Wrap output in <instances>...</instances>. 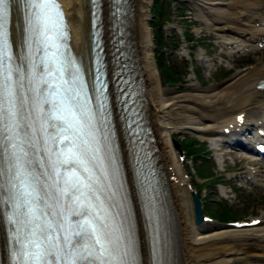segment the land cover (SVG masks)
I'll return each mask as SVG.
<instances>
[{
    "label": "bare ground",
    "instance_id": "bare-ground-1",
    "mask_svg": "<svg viewBox=\"0 0 264 264\" xmlns=\"http://www.w3.org/2000/svg\"><path fill=\"white\" fill-rule=\"evenodd\" d=\"M66 11L71 29V42L75 54L85 62L90 59V3L89 0H60ZM197 7L206 26L218 33L231 34L226 46L238 42L237 37L245 34H264V13L260 12L264 0H197ZM153 0H130L126 15L129 32L128 45L131 63L140 77L141 95L147 110V117L154 137V146L163 165L166 176V198L171 219L174 223V247L176 258L171 255V247L165 246L163 259L167 264H264V222L253 227L233 229L226 226L204 223L196 224L192 203L188 196L177 152L171 142L173 131L190 130L200 137L216 134L218 129L232 123L240 112H246V123L242 130L251 128L264 115V90L256 84L264 77V60L252 66L236 70L228 79L210 85L200 91L194 87L193 93L181 92L166 97L153 55V40L149 16ZM102 23L105 47L110 51L112 38L110 15L111 0H101ZM257 23L259 24L257 26ZM20 11L15 1L12 9L11 32L13 42L21 46ZM16 29L18 33L16 34ZM223 40H227L222 38ZM244 39V38H243ZM223 44V41H221ZM236 44L227 53L239 50ZM222 55L223 52H220ZM207 67L214 65L209 61ZM183 118V121H175ZM169 176L171 180L169 179ZM255 185H264V178L256 179ZM262 187V186H261ZM264 189V186L262 188ZM130 195H137L133 187ZM225 192L224 190H222ZM137 199V197H136ZM136 199L133 201L139 203ZM138 212L139 239L143 264H149V235L142 229L143 220ZM259 217H264V214ZM6 243L1 223L0 208V264H6Z\"/></svg>",
    "mask_w": 264,
    "mask_h": 264
},
{
    "label": "rangeland",
    "instance_id": "rangeland-1",
    "mask_svg": "<svg viewBox=\"0 0 264 264\" xmlns=\"http://www.w3.org/2000/svg\"><path fill=\"white\" fill-rule=\"evenodd\" d=\"M196 2L197 0H162L161 9L154 11L153 5L156 0H153L152 7H150V30L155 29L152 38L153 55L162 86L167 91L166 97L181 92H195L193 91L194 85L199 86V89H206L210 85L219 84L239 66L244 67L259 60L251 56L230 70L219 67L208 69L206 60L213 62L216 49L207 38V27L195 21L200 19ZM152 14L156 15V19L152 18ZM262 56L264 60V53ZM166 68L171 70H167L170 73L164 74ZM177 77L180 82L170 80ZM183 120V118H175L177 122ZM196 135L190 130L180 131L177 135L173 134L185 150L188 151L185 142H191L196 146V152L188 153L193 155V159L197 158L198 166L187 160V171L191 174V181L199 190V194L202 197L203 192L206 194L203 197V211L218 217V211L224 206L235 217L234 219H243L249 215L261 216L264 213V189L255 188L251 191L238 189L235 194L228 192L226 198L222 197L215 182L227 179V172L221 170V165H216L212 159H209V149L204 144H200ZM175 149L178 152L177 148ZM226 164L232 167V161H227ZM199 165L206 169L199 171L197 168L200 167ZM225 188L229 190L227 186Z\"/></svg>",
    "mask_w": 264,
    "mask_h": 264
},
{
    "label": "snow or ice",
    "instance_id": "snow-or-ice-1",
    "mask_svg": "<svg viewBox=\"0 0 264 264\" xmlns=\"http://www.w3.org/2000/svg\"><path fill=\"white\" fill-rule=\"evenodd\" d=\"M9 0H0V65H3L4 58L6 55V49L8 46V39H7V4ZM32 2V0H30ZM33 6L37 9H39V12L33 13L34 19H30L28 21V30L29 32H33L36 30L37 25H39L42 21H44L47 17L46 10L50 7H56L55 5H50L47 0H40L39 3H34ZM8 79H11V74L9 73ZM9 97L12 96L11 91L8 93ZM12 115V113H10ZM73 120L75 121V124H69L67 128L63 129L64 132H67L73 128H79L83 129L85 124L87 123V126L90 128V119L86 116L80 114L78 110H74L72 112ZM58 119H64L62 116L57 117ZM89 135H92L89 133ZM94 138V137H93ZM64 140H69L70 137L67 135L63 136ZM83 144V150L79 152H72L71 149L69 150L70 155H68L69 159L75 160L78 163L81 164L83 167V171L85 173H88L90 170L86 166L90 161L88 160L87 156L88 153L91 151H98V149H92L89 147L90 141L85 139L82 142ZM65 155V154H61ZM79 183H82L85 188L88 189L90 193H94L96 190V184L99 183L98 177H93L89 175L87 177L88 182L84 183L83 181H79V178H76ZM69 181H65L67 184ZM62 192H65L66 189H61ZM98 199V197H97ZM76 201H79V197L76 198ZM108 217L101 216L100 212H97L95 214V219L93 221L85 220L84 224L87 226V231L93 236L94 238V246L99 247L100 255L104 256L107 254L109 257H113V259H116L113 256L114 248H117L123 237L118 236L115 239L112 237V233L105 232L104 229L108 227L107 223H104ZM96 220H99L100 223L96 224ZM83 232L74 233V236L81 237ZM55 239V237H53ZM67 240V238H65ZM79 240L76 241L77 244H79ZM83 251L87 253V256H84L83 253L78 254L73 257V264H79V261L81 259L87 260L92 256V253L88 250L87 245H82ZM29 255L36 256L37 259H41L44 256V253H29ZM51 255V254H50ZM130 255V250L125 245V250L123 252V255L119 257L118 264H127V261L124 259V257H127ZM53 264H55V259H53ZM111 264V261L109 262Z\"/></svg>",
    "mask_w": 264,
    "mask_h": 264
},
{
    "label": "water",
    "instance_id": "water-1",
    "mask_svg": "<svg viewBox=\"0 0 264 264\" xmlns=\"http://www.w3.org/2000/svg\"><path fill=\"white\" fill-rule=\"evenodd\" d=\"M195 209H196V220H197V222H199L200 209H199V204L197 202L195 203Z\"/></svg>",
    "mask_w": 264,
    "mask_h": 264
},
{
    "label": "trees",
    "instance_id": "trees-1",
    "mask_svg": "<svg viewBox=\"0 0 264 264\" xmlns=\"http://www.w3.org/2000/svg\"><path fill=\"white\" fill-rule=\"evenodd\" d=\"M225 215V216H224ZM223 217H226V212L223 213Z\"/></svg>",
    "mask_w": 264,
    "mask_h": 264
}]
</instances>
